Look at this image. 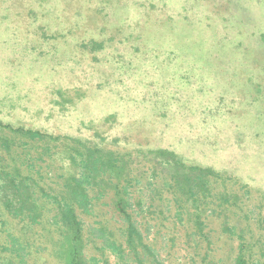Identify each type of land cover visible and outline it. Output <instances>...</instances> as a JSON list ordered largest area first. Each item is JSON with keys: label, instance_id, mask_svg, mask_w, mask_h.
<instances>
[{"label": "rangeland", "instance_id": "obj_1", "mask_svg": "<svg viewBox=\"0 0 264 264\" xmlns=\"http://www.w3.org/2000/svg\"><path fill=\"white\" fill-rule=\"evenodd\" d=\"M0 120L127 163L138 254L105 249L126 226L98 168L88 264H234L240 235L264 264V0H0ZM161 150L218 174L194 204L173 195ZM40 228L25 264H59ZM5 231L8 244L18 227Z\"/></svg>", "mask_w": 264, "mask_h": 264}, {"label": "trees", "instance_id": "obj_2", "mask_svg": "<svg viewBox=\"0 0 264 264\" xmlns=\"http://www.w3.org/2000/svg\"><path fill=\"white\" fill-rule=\"evenodd\" d=\"M61 139L37 130L14 128L0 120V264H25L24 240L37 226H41L42 236L59 264H88L91 259L85 255L80 216L89 213L90 193L86 188L98 168L108 175V184H113V208L126 226L122 235L124 244L105 239V249L121 261L126 253L138 254L141 237L119 189L128 180L124 179L127 163L111 151L91 149L80 141L60 149L59 145L65 143ZM154 157L162 158L164 164H173L169 188L176 198L186 196L193 204L198 193L206 189V180L218 176L210 168L186 167L169 151H156ZM79 164L83 168L78 177ZM43 202L50 208L45 209ZM47 212L52 213V225ZM8 222L15 224L18 231L16 235L7 234L6 244L2 238ZM236 238L239 243L234 264H250L247 242L242 235Z\"/></svg>", "mask_w": 264, "mask_h": 264}]
</instances>
